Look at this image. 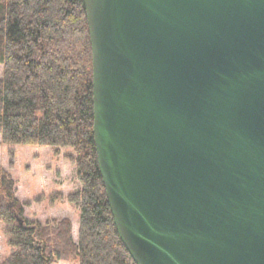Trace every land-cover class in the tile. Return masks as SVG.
I'll use <instances>...</instances> for the list:
<instances>
[{"label":"water","instance_id":"95a60500","mask_svg":"<svg viewBox=\"0 0 264 264\" xmlns=\"http://www.w3.org/2000/svg\"><path fill=\"white\" fill-rule=\"evenodd\" d=\"M84 3L98 163L134 261L264 264V0Z\"/></svg>","mask_w":264,"mask_h":264},{"label":"trees","instance_id":"16d2710c","mask_svg":"<svg viewBox=\"0 0 264 264\" xmlns=\"http://www.w3.org/2000/svg\"><path fill=\"white\" fill-rule=\"evenodd\" d=\"M0 136L52 146L76 166L77 239L68 217L31 221L0 165V264H137L125 247L100 173L93 131L92 45L84 0H0ZM60 194V192H58ZM22 218L18 222L17 216Z\"/></svg>","mask_w":264,"mask_h":264},{"label":"rangeland","instance_id":"374dc122","mask_svg":"<svg viewBox=\"0 0 264 264\" xmlns=\"http://www.w3.org/2000/svg\"><path fill=\"white\" fill-rule=\"evenodd\" d=\"M69 152L62 148L55 154L52 146L5 144L0 136V165L15 180L14 193L23 206V216L39 223L68 217L77 239L79 206L69 202L67 196L80 188V182L75 164L65 157ZM2 227L0 222V262L11 253Z\"/></svg>","mask_w":264,"mask_h":264}]
</instances>
